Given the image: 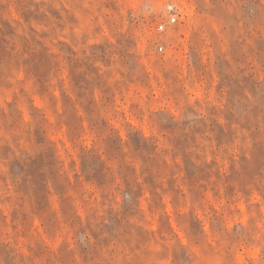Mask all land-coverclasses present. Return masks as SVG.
Returning a JSON list of instances; mask_svg holds the SVG:
<instances>
[{
	"label": "rangeland",
	"instance_id": "obj_1",
	"mask_svg": "<svg viewBox=\"0 0 264 264\" xmlns=\"http://www.w3.org/2000/svg\"><path fill=\"white\" fill-rule=\"evenodd\" d=\"M0 264H264V0H0Z\"/></svg>",
	"mask_w": 264,
	"mask_h": 264
},
{
	"label": "built area",
	"instance_id": "obj_2",
	"mask_svg": "<svg viewBox=\"0 0 264 264\" xmlns=\"http://www.w3.org/2000/svg\"><path fill=\"white\" fill-rule=\"evenodd\" d=\"M175 17L174 16H171L168 20H167V24H172V23H174L175 22ZM164 30V23H160V24H158L157 26H156V31L157 32H162ZM156 50L158 51V52H162V50H163V47L161 46V45H157L156 46Z\"/></svg>",
	"mask_w": 264,
	"mask_h": 264
}]
</instances>
